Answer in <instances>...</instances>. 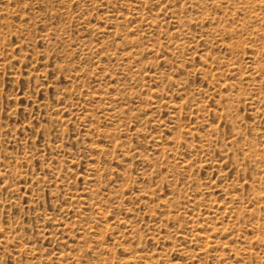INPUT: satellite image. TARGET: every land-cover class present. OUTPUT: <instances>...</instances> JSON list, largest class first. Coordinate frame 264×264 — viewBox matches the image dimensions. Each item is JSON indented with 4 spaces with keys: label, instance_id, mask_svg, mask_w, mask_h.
<instances>
[{
    "label": "rangeland",
    "instance_id": "rangeland-1",
    "mask_svg": "<svg viewBox=\"0 0 264 264\" xmlns=\"http://www.w3.org/2000/svg\"><path fill=\"white\" fill-rule=\"evenodd\" d=\"M0 264H264V0H0Z\"/></svg>",
    "mask_w": 264,
    "mask_h": 264
}]
</instances>
